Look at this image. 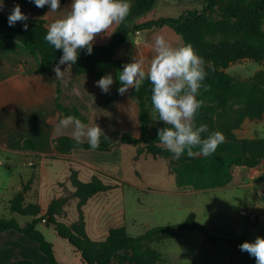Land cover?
<instances>
[{"label":"crops","instance_id":"0c3cea01","mask_svg":"<svg viewBox=\"0 0 264 264\" xmlns=\"http://www.w3.org/2000/svg\"><path fill=\"white\" fill-rule=\"evenodd\" d=\"M167 2L157 0L149 12H152L151 17L145 14L136 22L173 17L161 5L166 6ZM198 2L200 4L201 0ZM0 3L3 4V9L0 10L3 15L8 17L13 7L19 4L21 11L29 15V18L45 20L48 28L51 23L65 18L70 13L72 0H66L57 12H49L48 5L36 8L30 0H0ZM192 7L190 10H201L202 4L198 8ZM185 11L181 10L174 17ZM117 25L113 24L98 35L93 46L109 43ZM139 32L140 34L128 35L116 48L114 57L124 64L131 62L133 57L143 59L146 73L151 59L157 54V36H163L173 48L182 46L180 36L168 27ZM137 36L142 37L141 40L136 41ZM37 65V60L16 41L4 43L0 50V161L3 162L0 163V217L13 218L20 226L32 220L31 216L18 214L9 208L10 201L17 194H22L23 206L38 208V217L45 215L52 201H62V213L55 215V219L70 225L81 215L86 235L93 241H104L111 229L119 227H124L128 233L123 196V185L126 182L122 174L117 173L114 168L115 164L119 166L121 163L118 150L122 152V146L125 144L117 141L108 151L72 149L67 153L58 152L54 141L60 138L76 141L72 135L74 127L70 125L58 129L59 121L64 116L56 108V85L50 77L36 73ZM60 67L61 71H64L63 77L56 79L54 73L55 80L60 84V102L67 107H76L86 118L84 124L91 127L95 123L104 134L117 131L120 134L129 133L134 138L140 136L138 106L129 96L130 89L124 95L117 92L122 86L118 80L119 72H112L115 83L109 93L104 94L95 86L99 79L87 75L75 76L68 65ZM234 135L237 141L225 140L214 153L208 156L194 155L192 160L181 164L150 155L137 157L135 150L131 158L133 163L139 160H151L152 163L164 160L170 172L177 174L176 189L157 191L160 194L175 195L179 198L199 193L203 189L210 193L207 206H199L195 202L185 208L180 206L179 202L175 207L173 204L166 206V209L169 207L185 211L184 220L166 225L180 224L193 214L195 222L211 236L224 239L240 238L243 242H253L258 236L264 238V157L260 165L246 167L244 149L240 143L241 140L264 139V114L260 120L245 119L240 128L234 131ZM81 139L82 143L88 141L87 137ZM25 141L32 145L33 150L24 148ZM200 147L195 146L193 152L199 153ZM184 155H187V152L181 154ZM74 176L81 183H88L95 177L108 189L95 194L83 206L78 207L79 199L74 196L75 188L72 185ZM129 186L137 188L131 183ZM145 190L151 191L149 188ZM242 209L252 210L260 220L250 224L247 219L238 215ZM200 212L207 213V222H201L198 215ZM18 217L27 220L19 222ZM40 223L46 225L45 222ZM155 227L160 226L152 228ZM49 229L55 234L50 227ZM144 229L145 232L151 228L144 225ZM192 231L195 230H184L174 239L155 243L159 246L155 250L160 253L163 264H182L181 259L185 260L186 264H229L230 257L239 253V249L232 248L227 243L209 242L200 231L198 232L203 235L201 242H208L210 248L217 252L214 255L222 252L221 256L217 258L212 254L209 256L201 253L199 247L195 248L193 254L187 253L185 248H181L180 252L177 245H171L173 240ZM45 232L50 236L52 234L47 230ZM45 232L43 231L42 235ZM222 245L226 247L223 249ZM21 260L33 264H47L46 257L39 251L35 242L12 230L0 232V264Z\"/></svg>","mask_w":264,"mask_h":264},{"label":"trees","instance_id":"16d2710c","mask_svg":"<svg viewBox=\"0 0 264 264\" xmlns=\"http://www.w3.org/2000/svg\"><path fill=\"white\" fill-rule=\"evenodd\" d=\"M156 1L130 0V13L124 22L117 25L109 43L93 46L91 55L85 54L86 49L80 50L76 64L70 66L72 73L75 76L87 75L95 79L111 74L115 80L112 72L122 71L124 63L115 59L114 52L128 35L136 31L168 27L180 36L182 46L190 43L195 52L205 60L207 76L203 84L207 86V90L202 87L196 97L203 103L195 116L197 125L208 126V132L202 133V138L220 131L226 137L225 140L237 141L234 131L240 128L242 122L245 119L260 120L264 114V70H259L246 79L231 76L225 70L242 60L264 62V0H203L201 10H187L178 17H162L137 23L138 18L154 8ZM65 2L66 0H60V5ZM27 24V30L19 22L14 27H9L8 17L0 11V50L8 41H16L22 45L37 60L36 73L46 75L54 81L57 110L64 117L72 115L86 123V118L76 107H67L60 102V84L55 80L52 69L58 63L62 51L55 50L45 41L48 30L45 20L29 18ZM151 88L152 85L146 78L139 91L129 90V96L138 106L140 136L134 138L129 133L120 134L117 131L104 134L108 139L102 136L100 147L95 151H108L119 141L121 144L133 146L137 157L150 155L177 164L193 159L188 155L174 158L158 140L157 129L165 125L158 121V115L154 113ZM240 143L244 149V165H260L264 157V139L241 140ZM54 147L60 153H67L72 149L92 150L88 141L78 144L67 138L54 141ZM24 148L33 150L28 141L24 142ZM72 185L75 188L74 196L79 199L78 207L83 206L95 194L108 189L95 177L88 183H81L74 176ZM22 202V194H17L10 201V210L31 216L32 220L20 226L13 218L0 217V232L12 230L35 242L46 257L47 264L63 263L57 261L52 243L46 241L37 229L38 223L43 220L79 254L81 264H111L113 260L117 264H163L160 253L151 244L174 239L184 230L203 232L209 242L227 243L232 248L239 249V245L243 243L240 238L224 239L207 234L195 222L193 214L180 224L151 228L137 237L128 235L124 227L111 229L104 241L96 242L86 235L81 215L70 225L55 219V215L62 213V201H52L45 215L41 217H38V208L23 206ZM9 264L33 263L21 260ZM229 264H255V259L247 252L239 250L237 255L230 257Z\"/></svg>","mask_w":264,"mask_h":264},{"label":"clouds","instance_id":"9594fccd","mask_svg":"<svg viewBox=\"0 0 264 264\" xmlns=\"http://www.w3.org/2000/svg\"><path fill=\"white\" fill-rule=\"evenodd\" d=\"M36 8L49 6V12H57L60 0H30ZM3 4L0 3V10ZM131 10L130 0H72L71 11L63 19H58L48 26L45 41L57 51H62L58 63L53 67L56 79L63 77L61 65L76 64L80 50L86 49V55H91L93 42L113 24L124 22ZM29 15L21 11L16 4L8 16L9 27L22 23L27 30ZM156 55L151 59L147 73L144 60L133 57L131 62L122 65L118 80L122 85L117 89L119 95H124L129 89L139 91L147 78L152 85L151 102L158 121L165 127L157 129L158 140L166 146L174 158H179L188 149L187 155L202 154L208 156L216 151L226 137L220 131L202 138V133L208 132L206 124L197 125L195 116L202 107V101L196 97L207 76L205 60L199 56L189 43L178 48L171 47L163 36L155 39ZM114 77L111 74L102 76L95 82L102 93H109ZM94 99V97H92ZM73 126V137L77 143H82L87 137L92 150L100 147L103 130L94 123L88 127L79 118L68 115L59 121L58 129ZM166 125H170L167 127ZM201 146L199 153L191 151L192 147ZM83 150V149H80ZM0 163H3L0 161ZM241 252H247L255 259V264H264V238L256 237L253 242H243L239 245Z\"/></svg>","mask_w":264,"mask_h":264},{"label":"rangeland","instance_id":"374dc122","mask_svg":"<svg viewBox=\"0 0 264 264\" xmlns=\"http://www.w3.org/2000/svg\"><path fill=\"white\" fill-rule=\"evenodd\" d=\"M165 0H161L163 3ZM168 4L163 6L170 16H177L181 10H190L194 7L199 6L203 8V0L200 4L198 0H167ZM200 1V0H199ZM152 13V12H151ZM151 13H147L151 17ZM142 37H135L136 41L141 40ZM259 70H264V62L255 63L249 60H242L225 70L231 76L239 79H246ZM121 72V71H119ZM165 146V145H164ZM166 147V146H165ZM194 147L191 148V151ZM119 151L120 165H114L115 171L122 174V178L125 180L123 185V196H124V212L125 220L128 227V234L130 236H138L144 232V225L150 226H163L170 223L181 222L185 218V211H178L177 209L167 208L166 206L173 204L172 206H177V202L183 208L193 205L195 202L199 206H207L210 198V193L207 189L203 191L192 194L185 195L183 197H176L175 195H165L160 194L157 191H174L177 187V174H172L169 170L167 163L164 160H156L152 163L150 161L139 160L137 163L132 162V155L135 153V149L131 145L122 146V152ZM185 149L184 152H187ZM118 153V152H117ZM129 183L134 184L137 188H132ZM149 186V187H148ZM149 188L151 191H146ZM207 188V186L205 187ZM8 214V212H7ZM201 222H207V213H198ZM27 218L18 217L19 222H23ZM136 222V224H135ZM38 228L40 231L48 232L43 234L46 241L53 244L54 255L57 261L63 264H81V258L79 254L74 252V249L68 244L64 239H61L49 229L48 226L39 223ZM202 233L198 231H192L183 237L173 240L171 245L178 246L180 252L181 248H185L187 253H194L195 248L199 247L201 253L207 255H214L215 252L210 248L208 242H201ZM103 241V239H102ZM201 244V245H200ZM203 244V245H202ZM152 248H156L158 244H151ZM223 249L224 245H222ZM221 249V248H219ZM224 252V251H223ZM222 252H218L217 256H221ZM214 255V257H217ZM218 258V257H217ZM182 264H186L185 260L181 259ZM111 264H117L116 260H113Z\"/></svg>","mask_w":264,"mask_h":264},{"label":"built area","instance_id":"2783aa9c","mask_svg":"<svg viewBox=\"0 0 264 264\" xmlns=\"http://www.w3.org/2000/svg\"><path fill=\"white\" fill-rule=\"evenodd\" d=\"M135 34H140V32L136 31ZM238 215L247 219L250 224H255L260 220V218L250 209H242L238 212ZM42 222L45 221L43 220Z\"/></svg>","mask_w":264,"mask_h":264}]
</instances>
